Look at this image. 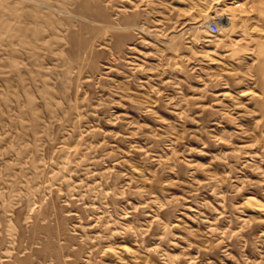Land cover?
Masks as SVG:
<instances>
[{
	"label": "rangeland",
	"instance_id": "1",
	"mask_svg": "<svg viewBox=\"0 0 264 264\" xmlns=\"http://www.w3.org/2000/svg\"><path fill=\"white\" fill-rule=\"evenodd\" d=\"M0 264H264V0H0Z\"/></svg>",
	"mask_w": 264,
	"mask_h": 264
},
{
	"label": "built area",
	"instance_id": "2",
	"mask_svg": "<svg viewBox=\"0 0 264 264\" xmlns=\"http://www.w3.org/2000/svg\"><path fill=\"white\" fill-rule=\"evenodd\" d=\"M210 28H211V31H213V32L219 31V26L217 23H213Z\"/></svg>",
	"mask_w": 264,
	"mask_h": 264
},
{
	"label": "bare ground",
	"instance_id": "3",
	"mask_svg": "<svg viewBox=\"0 0 264 264\" xmlns=\"http://www.w3.org/2000/svg\"><path fill=\"white\" fill-rule=\"evenodd\" d=\"M229 7H225V9H228ZM230 8H234V7H230ZM225 9H221V11H224ZM253 198V197H252ZM249 200L251 201V198H249ZM253 200V199H252Z\"/></svg>",
	"mask_w": 264,
	"mask_h": 264
}]
</instances>
